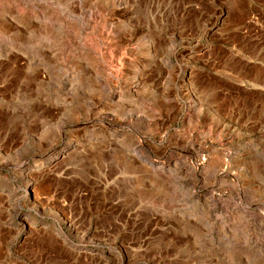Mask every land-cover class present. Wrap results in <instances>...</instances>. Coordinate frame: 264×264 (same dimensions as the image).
I'll use <instances>...</instances> for the list:
<instances>
[{
	"label": "rangeland",
	"instance_id": "1",
	"mask_svg": "<svg viewBox=\"0 0 264 264\" xmlns=\"http://www.w3.org/2000/svg\"><path fill=\"white\" fill-rule=\"evenodd\" d=\"M0 264H264V0H0Z\"/></svg>",
	"mask_w": 264,
	"mask_h": 264
}]
</instances>
